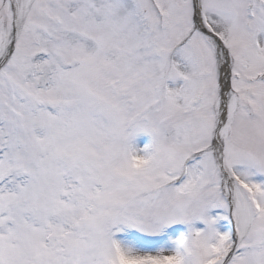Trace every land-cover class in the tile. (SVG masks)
<instances>
[{
  "label": "snow or ice",
  "instance_id": "snow-or-ice-1",
  "mask_svg": "<svg viewBox=\"0 0 264 264\" xmlns=\"http://www.w3.org/2000/svg\"><path fill=\"white\" fill-rule=\"evenodd\" d=\"M0 264H264V0H0Z\"/></svg>",
  "mask_w": 264,
  "mask_h": 264
},
{
  "label": "rangeland",
  "instance_id": "rangeland-1",
  "mask_svg": "<svg viewBox=\"0 0 264 264\" xmlns=\"http://www.w3.org/2000/svg\"><path fill=\"white\" fill-rule=\"evenodd\" d=\"M142 133H138V136H136L135 138V143L137 144V146L139 147H143L145 145H148V143L144 142L143 138H142Z\"/></svg>",
  "mask_w": 264,
  "mask_h": 264
}]
</instances>
